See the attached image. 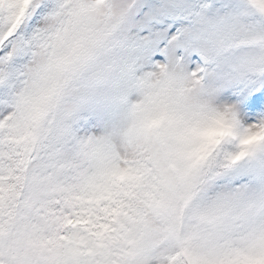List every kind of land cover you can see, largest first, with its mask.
<instances>
[{"label":"snow or ice","instance_id":"1","mask_svg":"<svg viewBox=\"0 0 264 264\" xmlns=\"http://www.w3.org/2000/svg\"><path fill=\"white\" fill-rule=\"evenodd\" d=\"M0 264H264V0H0Z\"/></svg>","mask_w":264,"mask_h":264}]
</instances>
